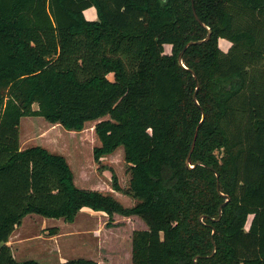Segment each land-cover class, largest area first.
<instances>
[{
    "label": "trees",
    "instance_id": "1",
    "mask_svg": "<svg viewBox=\"0 0 264 264\" xmlns=\"http://www.w3.org/2000/svg\"><path fill=\"white\" fill-rule=\"evenodd\" d=\"M192 6L211 35L183 67L207 35ZM24 116L95 121L93 158L123 147L136 203L79 188L62 154L20 148ZM82 208L144 221L131 264H264V0H0V264H42L8 244L24 216Z\"/></svg>",
    "mask_w": 264,
    "mask_h": 264
},
{
    "label": "rangeland",
    "instance_id": "2",
    "mask_svg": "<svg viewBox=\"0 0 264 264\" xmlns=\"http://www.w3.org/2000/svg\"><path fill=\"white\" fill-rule=\"evenodd\" d=\"M91 10H85V17L89 18ZM220 43L225 50L228 41L222 39ZM94 124L95 121L87 122L83 130L72 131L49 123L42 116H24L19 125L20 147L40 145L62 154L73 171L76 186L111 193L124 207L134 205L136 199L123 192L129 182L123 147L98 161L93 158V148L100 144ZM114 180L121 191L113 189ZM29 215L33 216H26L13 235V248L18 260L34 259L43 264L76 258L92 259L100 264H131L132 232L146 228L139 217L115 213L110 218L89 208H82L72 222ZM52 228H56L54 234L50 233Z\"/></svg>",
    "mask_w": 264,
    "mask_h": 264
},
{
    "label": "water",
    "instance_id": "3",
    "mask_svg": "<svg viewBox=\"0 0 264 264\" xmlns=\"http://www.w3.org/2000/svg\"><path fill=\"white\" fill-rule=\"evenodd\" d=\"M192 8H193V13H194L195 18L198 20V22H199L203 27L206 28V30H207V35H206V37H205L204 39L194 40V41H189L188 43H186V44L184 45L183 49L178 53V56H177V60H178L179 64H181L183 67H185L184 64L182 63V54H183L184 50H185L189 45H191V44H200V43H202L203 41H206V40L210 37V35H211V29H210V27L207 26V25H205V24H204V23L198 18L197 14H196V12H195L194 6H192ZM190 71H191L192 74L194 75L195 85H196V87H195V91H194V93H193V100H194V102L198 105V102H197V99H196V94H197L198 87H199V80H198V78L196 77L194 71L191 70V69H190ZM200 109L202 110V118H201L200 122L198 123V125L196 126V128H195V130H194V134H193V137H192L191 146H190L189 152H188V154H187V156H186V159H185V165H186L187 167H192V166H193V165H189V157H190V154H191V152H192V150H193V147H194V144H195V139H196V136H197V133H198V129H199V127H200V125H201V123H202L204 117H205V114H204L203 108L200 107ZM199 164H202V163H199ZM209 168H210V169H213L212 167H209ZM215 174H216V179H217V181H216V189H217V191H218L220 194H222V193L219 191L218 173L215 172ZM223 196H225L226 199H225V201L219 206L218 216H217L215 219H213L214 221H218V220L220 219L221 214H222V207H223V205L229 200V196H228V195H223ZM214 231H215V229L213 228V230H212V234H214ZM211 239H212V236H211ZM212 243H213V250H212V252H211L210 255H212V254L214 253V251H215V243H214L213 239H212ZM197 257H198V256H196V257L194 258V262L196 261V258H197Z\"/></svg>",
    "mask_w": 264,
    "mask_h": 264
},
{
    "label": "crops",
    "instance_id": "4",
    "mask_svg": "<svg viewBox=\"0 0 264 264\" xmlns=\"http://www.w3.org/2000/svg\"><path fill=\"white\" fill-rule=\"evenodd\" d=\"M88 9H92L90 12H89V18H87V19H92V20H94V19H96L97 18V16H96V12H95V9L94 8H88ZM88 9H86V10H88ZM85 12V11H84ZM222 39H220V41H221ZM221 44V43H220ZM229 45H230V43L228 42V44H227V46H226V48H225V50L229 47ZM21 148V147H20ZM125 195H128V196H130L129 194H125ZM131 206H133V205H130L129 207H131ZM27 217H30V216H33V215H26ZM26 216H24L23 218H22V220H21V223H20V225L19 226H17L16 228H15V230L12 232V234L10 235V237H9V241H8V244H10V246L12 245V247H11V249H12V253H13V256H14V258L17 260V261H23V260H26V259H21V260H18L17 258H16V252H15V250H14V248H13V242H12V238H13V235L15 234V232H17V229L21 226V224L23 223V220L25 219V217ZM26 217V218H27ZM128 217H130V216H128ZM131 217H134V218H137L138 216H136V215H131ZM130 217V218H131ZM145 226H146V224H145ZM145 229V228H144ZM36 261H38V260H36ZM38 262H40V261H38ZM60 262H63V261H60ZM41 263V262H40ZM43 264V263H42Z\"/></svg>",
    "mask_w": 264,
    "mask_h": 264
}]
</instances>
